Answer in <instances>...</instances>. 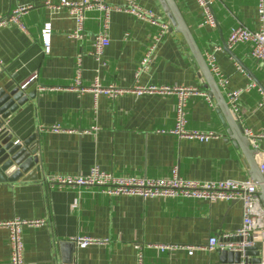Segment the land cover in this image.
I'll use <instances>...</instances> for the list:
<instances>
[{
  "label": "crops",
  "instance_id": "obj_1",
  "mask_svg": "<svg viewBox=\"0 0 264 264\" xmlns=\"http://www.w3.org/2000/svg\"><path fill=\"white\" fill-rule=\"evenodd\" d=\"M108 1L118 7L128 2ZM175 1L205 59L208 52L214 53L228 78L227 86L219 87L229 107V91L256 83V88L241 95L240 119L232 113L244 129L261 133L264 90L261 93L259 88L264 89V62L251 56V44L232 49L237 59L224 47L238 24L261 27L258 0H214V26L204 22V9L198 0ZM47 2L61 0H0V16H7L18 5H33L21 19L27 31L17 24L0 29V84L12 76L19 84L36 80L28 90H37L36 98L12 113L7 124L14 140L24 142L34 133L39 135L42 178L0 182V223L15 218L49 221L23 228L26 264H138L141 251L144 264H234L224 260L222 250L198 248L189 254L187 247L205 246L213 235L236 232L242 224L240 201L113 196L96 186L60 187L48 182L49 175H86L94 165L116 176L170 177L178 166L185 179H254L248 158L217 99L210 96V86L193 53L160 0H135L171 24L139 76L141 60L159 33L158 26L123 9L114 10L111 42L103 53L107 65H103L91 55L101 27L99 12H88L84 37L77 40L70 36L76 22L68 9ZM47 21L53 26L49 53L41 37ZM78 57L84 85L92 86L98 80L102 86L115 85L125 91L111 97L105 92L71 89ZM137 84H177L206 92L212 105L204 95L190 96L187 127L217 136L200 142L172 133L177 96L138 94L133 90ZM41 86L60 89L41 91ZM54 125L62 129H50ZM259 148L264 150V139ZM254 160L259 168V153ZM9 236L10 229L0 226V264L11 258ZM80 236L107 241L80 247L76 241ZM163 245L176 248L162 251Z\"/></svg>",
  "mask_w": 264,
  "mask_h": 264
},
{
  "label": "built area",
  "instance_id": "obj_2",
  "mask_svg": "<svg viewBox=\"0 0 264 264\" xmlns=\"http://www.w3.org/2000/svg\"><path fill=\"white\" fill-rule=\"evenodd\" d=\"M214 0H198L200 5L204 9L205 23L215 25V18L211 11V6ZM52 7H65L69 13L73 16L76 22L75 29L71 32L70 36L74 39L81 40L85 34L86 20L88 12H99V22L101 24L99 32L94 38V50L91 55L103 65H107L103 58L105 48L110 44V18L111 13L114 10L123 9L139 18H143L151 22L153 25L158 26L159 33L155 36L153 42L149 45L144 58L141 60V64L137 71V75L141 74V71L151 61L152 55L156 50L159 42L163 39L167 31L171 28L169 21L165 20L159 15H156L152 9L144 8L138 5L135 0H128L126 6L118 7L113 6L108 0H78L69 1L61 0L60 3L47 2ZM33 5H18L13 8L7 16H0V29L7 27L11 24H17L25 31L26 28L22 24V17L25 15ZM258 13L262 25L259 29H252L243 23L238 24L230 32L227 44L230 49L235 46L248 43L251 44V56L264 62V0H258ZM52 23L50 21L45 22L42 30L41 37L44 44L45 52L51 51L52 40ZM206 60L211 72L217 77V82L220 87L225 88L228 84V78L221 70L216 56L212 52H208ZM2 67V61L0 59V69ZM238 69L244 72V69L238 65ZM82 60L81 57L77 59V69L75 76V83L71 86V89H78L81 92L93 90L95 92H105L111 97H116L125 91V88H119L115 85L102 86L100 81H96L92 86L84 85L82 82ZM256 83H249L245 88L239 90H233L228 92V101L232 112L241 117V95L245 91H250L256 88ZM41 91L60 89L53 86H41ZM133 90L138 94L143 93H163L174 94L177 96L176 103V124L175 128L171 130L180 138H187L191 140H197L200 142H207L210 139L217 136L216 133L211 131L191 130L187 127V106L190 96L201 94L206 96L209 103L212 105L210 97L206 92H203L197 87L183 86V85H135ZM262 93L263 89L259 88ZM50 129L54 131H60L62 127L60 125H54ZM45 131V128L41 129ZM245 135L249 138L250 144L253 148L258 149L259 153V168L264 176V150L259 148V141L264 139V130L261 133H253L250 129H244ZM20 140H17L19 142ZM257 153V154H258ZM49 183L52 186H79L99 187L103 192H106L113 196L118 195H133L141 196L144 199L148 198H176V199H196L205 200L208 202H215L218 200H227L230 202L240 201L242 203V224L234 233L224 234L223 237L213 235L209 238L208 243L205 246H190L187 247L189 254H192L195 249L203 248L205 250H230L240 251L243 254L248 249L260 244V262L258 264H264V206L260 197V187L252 179H220V180H193L185 179L180 176L178 166H175L172 170L170 177L160 178H146L139 176H116L111 172L103 170L98 165H94L91 171L86 175H49L47 177ZM49 224L48 219H35L25 220L15 218L12 221L0 223L1 227H7L10 229V244L12 247L11 258L4 264H26L24 256V242H23V228L25 226H42ZM235 237L237 240H226L224 238ZM77 244L80 247H86L91 244L104 243L107 240L80 236L76 238ZM162 251L172 250L176 248L172 245L160 246ZM138 264H144L142 251L139 253Z\"/></svg>",
  "mask_w": 264,
  "mask_h": 264
},
{
  "label": "water",
  "instance_id": "obj_3",
  "mask_svg": "<svg viewBox=\"0 0 264 264\" xmlns=\"http://www.w3.org/2000/svg\"><path fill=\"white\" fill-rule=\"evenodd\" d=\"M160 1L175 30L183 34L210 86V96H215L217 99L222 114L227 124L230 126V131L246 154L253 170L252 177L254 181L259 184L260 197L264 205V176L254 160V156L258 153V149L251 148L249 138L245 135L242 124L236 120L234 114L230 110L178 4L175 0ZM224 47L236 58L235 53L229 48L227 43H224ZM35 82V78H31L27 82L19 84L15 80V76H12L10 80L0 84V182H17L19 180L42 178L40 159L37 154L39 151V135L34 133L26 141L17 142V140L13 139L14 135L7 124L12 113L30 100L36 98L37 90L28 91ZM259 249L260 244H257L255 247L248 249L245 254L240 251L230 250H223L222 252L224 260L228 259L230 263L258 264L260 262Z\"/></svg>",
  "mask_w": 264,
  "mask_h": 264
}]
</instances>
